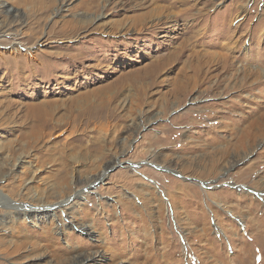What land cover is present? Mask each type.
<instances>
[{
  "label": "rangeland",
  "instance_id": "1",
  "mask_svg": "<svg viewBox=\"0 0 264 264\" xmlns=\"http://www.w3.org/2000/svg\"><path fill=\"white\" fill-rule=\"evenodd\" d=\"M0 264H264V0H0Z\"/></svg>",
  "mask_w": 264,
  "mask_h": 264
},
{
  "label": "bare ground",
  "instance_id": "2",
  "mask_svg": "<svg viewBox=\"0 0 264 264\" xmlns=\"http://www.w3.org/2000/svg\"><path fill=\"white\" fill-rule=\"evenodd\" d=\"M145 1V0H144ZM173 4H175V3H173ZM95 6V5H94ZM97 6V5H96ZM165 6V5H164ZM168 6V5H167ZM159 7V6H158ZM162 7V6H161ZM97 9H98V6H97ZM167 8L165 7L164 8V10L162 11L163 13H167V10H166ZM157 10V9H156ZM155 9H152V11H148L147 13H145V15H143L142 16V18H137L136 20H138L139 19V22H137V23H135L134 24V28L135 29H138L139 31L140 30H143L145 27H146V25L148 24V20L149 19H151V18H154V17H159L158 15H162L163 13L162 12H160V11H156ZM169 17V14H167V16H166V18H168ZM161 19V18H160ZM94 20V18H92V17H87V16H83L82 18H74L73 20H71V21H69L68 22V24H64V25H68V26H73V34L75 33V31H77V30H79L80 28H85V27H87V26H89L91 23H92V21ZM150 24V23H149ZM159 24L160 23H158V22H156V23H154V22H152V24H151V26L148 28L149 29V31H150V33H156V30H157V26H159ZM161 24H162V22H161ZM118 26V25H117ZM114 27V29H117L118 27ZM149 26V25H148ZM174 26V25H173ZM153 38V37H152ZM190 46V45H189ZM167 56V55H166ZM190 58H191V56H190ZM208 58V61H209V63L211 62V57H207ZM206 58V59H207ZM213 58V57H212ZM206 59H205V57H204V55H202V56H200V58H199V61H200V63H202V62H206ZM171 60V59H170ZM191 60H192V58H191ZM214 60V59H213ZM190 62V61H189ZM189 62H187V64L189 63ZM159 63H160V61H159ZM185 64V63H184ZM190 64V63H189ZM159 65V64H158ZM167 67V66H166ZM197 67H199V65L198 66H196L194 69H196ZM155 68V66L153 67V69ZM198 69V68H197ZM186 70V69H185ZM182 72V71H181ZM204 72V71H203ZM202 72V73H203ZM207 74H208V72H207ZM207 74H205V78H203V76H204V74L202 75V76H200L201 78H203V81L204 80H207L209 77H208V75ZM193 75V74H192ZM191 75V76H192ZM199 75V74H198ZM190 76V77H191ZM195 78V77H194ZM199 79L198 81H202V79ZM151 81V80H150ZM206 82V81H205ZM143 83V82H142ZM146 84H147V82H145ZM198 83V82H197ZM143 86V85H142ZM138 129V128H137ZM133 131H134V129H132Z\"/></svg>",
  "mask_w": 264,
  "mask_h": 264
}]
</instances>
